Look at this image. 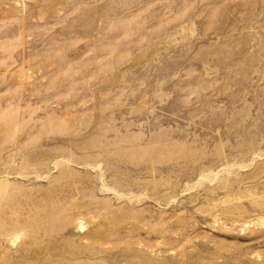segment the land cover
<instances>
[{"label":"rangeland","instance_id":"obj_1","mask_svg":"<svg viewBox=\"0 0 264 264\" xmlns=\"http://www.w3.org/2000/svg\"><path fill=\"white\" fill-rule=\"evenodd\" d=\"M0 264H264V0H0Z\"/></svg>","mask_w":264,"mask_h":264}]
</instances>
